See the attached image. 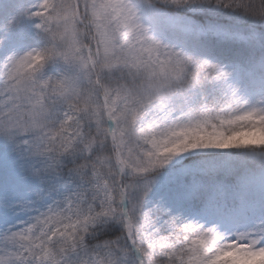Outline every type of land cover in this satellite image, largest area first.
<instances>
[{
  "label": "snow or ice",
  "instance_id": "snow-or-ice-1",
  "mask_svg": "<svg viewBox=\"0 0 264 264\" xmlns=\"http://www.w3.org/2000/svg\"><path fill=\"white\" fill-rule=\"evenodd\" d=\"M165 2L181 6L191 0ZM215 3L264 19V0ZM21 15L36 20L50 46L9 57L3 65L0 134H36L38 155L107 151L77 169L92 184L88 194L49 208L6 235L0 264H66L71 254L81 258L80 264H120L126 250L119 238L93 248L86 243L90 230L109 220L123 225V238L139 254V264H152L157 253L164 264H264V246L258 247L264 231L225 240L214 229L173 220L170 234L161 236L142 207L150 175L180 153L264 148V108L231 109L239 104L233 90L227 98L230 110L142 126L153 109L166 121V102L174 94L225 80L228 73L207 61L193 65L191 58L154 40L130 0H39ZM50 61L70 65L73 74L40 79ZM114 71L126 74L128 82L106 81L105 74ZM58 106L65 110L56 122ZM125 175L130 182L122 180Z\"/></svg>",
  "mask_w": 264,
  "mask_h": 264
},
{
  "label": "rangeland",
  "instance_id": "rangeland-1",
  "mask_svg": "<svg viewBox=\"0 0 264 264\" xmlns=\"http://www.w3.org/2000/svg\"><path fill=\"white\" fill-rule=\"evenodd\" d=\"M38 3L39 0H0V27L5 30L4 36L0 38V46H8L4 59L0 60L1 72L9 57H19L30 51H39L32 45L17 44L18 39L44 34L36 28L34 18L21 15L22 11L32 9ZM130 3L137 12L139 22L148 29V35L154 40L191 60L196 59L197 63L207 61L228 73L225 80L211 82L209 102L200 101L193 90H184L170 97L166 102V121L163 119V112L153 109L140 121L142 126L153 122L171 124L189 116H198L204 110H211L214 113L230 110L227 98L232 95L233 90L239 104L232 105L231 109L264 108V79H260L261 73L255 65L251 66L247 60L234 63L209 54L208 44L213 38L222 39L223 31L196 26L180 18L167 17L162 13L151 11L136 0H130ZM10 21H12L11 24ZM9 41L16 45L9 47ZM261 61L264 62V59ZM69 69L70 66L63 64L62 71L68 72ZM55 76L56 71L53 70L39 75V78L56 79ZM2 82L1 75L0 84ZM64 110L63 108L53 120L58 122ZM21 135V138L20 135L14 136L19 139L20 144L11 143L0 146V254H3L6 248L4 244L6 235L19 230L22 225L33 223L36 217L46 213L49 208H61L69 199L81 194L87 195L92 187L91 182L76 175H71L67 179L54 176V183L57 186L52 187H45L40 179L33 180L36 171L42 175L54 172L69 154L58 157L48 154L38 155L33 147L37 141L36 134ZM3 136L0 134V141ZM230 149L234 148L190 149L174 156L164 167L176 163L187 153ZM40 169L42 172L39 171ZM38 192L42 194H37ZM35 194L38 196L35 202H39L35 206L32 203L33 205L28 209L27 202ZM142 207L153 221L154 230H159L161 236L170 234L172 231L170 223L173 220L177 224L190 223L205 229H214L225 240L235 239L238 235L258 236L261 231H264V212H262V209L264 210V174L245 177L235 188L220 183L203 186L196 180L180 177L154 189ZM259 246H264V240Z\"/></svg>",
  "mask_w": 264,
  "mask_h": 264
},
{
  "label": "trees",
  "instance_id": "trees-1",
  "mask_svg": "<svg viewBox=\"0 0 264 264\" xmlns=\"http://www.w3.org/2000/svg\"><path fill=\"white\" fill-rule=\"evenodd\" d=\"M136 1L142 3L151 11L162 13L167 17L182 18L195 25L223 31L224 37L222 39L218 42L217 40L211 41L213 43L210 46L211 55H215L218 58H228V60L235 63L248 60L251 66L255 64L256 68L260 69L264 74V62L261 61L264 59V19L247 15L242 10L217 5L215 0H191L188 4L181 6L166 3L165 0ZM4 31L0 27V38L4 36ZM17 44L20 46L32 45L37 47L39 51L50 46L45 34L18 39ZM8 45L9 47H14L16 43L13 44V42L9 41ZM7 47L0 46V60L4 59ZM192 63L195 65L197 61L192 60ZM63 64L65 63L62 61H50L39 75L53 70L56 71V79L72 75L73 69L70 65H68L70 66L68 72L62 71ZM1 69L2 67H0V74H2ZM261 78L263 79L264 76ZM105 80L128 82L126 74L122 76L120 71H114L110 74L106 73ZM211 82L206 81L202 85L195 86L186 91L193 90L200 101L209 102L211 98ZM62 108L63 106H58L55 109L52 119L59 114ZM21 137L22 135H20ZM1 140L0 146L11 143L20 144L17 137L9 138L3 136ZM101 151L106 152L107 148L103 150L94 149L91 154L75 151L66 156L54 172L41 176L37 172L34 174L33 180L40 179L45 187H52L53 185L57 186L54 183V176H58L61 179H67L71 175L81 176L78 174L77 169L84 165L87 160L95 159V156L100 154ZM259 173H264V148H234L224 152L209 153L198 151L188 153L177 160L176 163L158 169L150 175V183L147 194L143 197V203L155 188L162 186L166 181L180 177L186 180L190 178L195 179L205 186L220 183L235 188L243 178ZM131 179L126 177V175L122 177V180L125 182H130ZM32 203L36 204V202ZM123 233L124 228L121 223L116 220H109L93 227L86 237V243L89 248H93L104 241H112L119 238V245L126 250V254L121 253L119 256L120 264H137L131 246L123 238ZM80 259L79 256L71 254L66 257V264H80ZM164 260L165 258L161 255H154L152 257V264H164Z\"/></svg>",
  "mask_w": 264,
  "mask_h": 264
}]
</instances>
